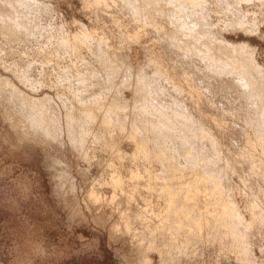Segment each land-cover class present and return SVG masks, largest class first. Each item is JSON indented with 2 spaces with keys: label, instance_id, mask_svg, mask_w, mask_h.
Listing matches in <instances>:
<instances>
[{
  "label": "rangeland",
  "instance_id": "obj_1",
  "mask_svg": "<svg viewBox=\"0 0 264 264\" xmlns=\"http://www.w3.org/2000/svg\"><path fill=\"white\" fill-rule=\"evenodd\" d=\"M32 1H34L33 5L36 3L35 5L37 7H35V9L33 8V13L30 12L31 10L29 9L30 11H27L25 14L26 16H24V20L27 22L29 19L28 21L30 23L29 28L27 27L26 29V26L24 28L31 33L29 37L22 35L21 32L23 29L18 32L19 37L17 33H15V36H9V33L6 34L5 30L0 29V55L2 56H0V63L2 62L0 64V264H238L240 261L241 262L239 264H264V159H260L259 157L250 169L249 161H240L236 159L238 156L240 157L238 154H243L244 151L250 148V145L246 144V140H244L246 135H238L239 133L242 134L240 128L243 127L244 130L247 131L246 134H248V132L251 133L249 130L245 129L246 127L242 122V116L240 117V113L241 111L243 112V110L239 109L238 111L237 107V110H235V104L233 103L234 105L232 106V104H230L232 102L228 103V95L226 96V101H224L225 97H223L222 102L224 105L222 107H224L227 103L228 105H231H229V108L228 105H226L225 109L226 107L228 108L226 110H228L227 112L233 115L232 118V116H230L231 114H228L224 108H221L220 105L223 103L221 102L222 104H220V102H218L220 101V99L218 100V96H220V94L214 97V95L217 93L211 92L210 95H208V98H206V90L204 89L205 91H202L204 87H198L201 88V91L196 89L197 87H193V78L189 79L187 74L184 73L187 72L189 75H191L190 72H195L193 69L191 71L189 68L186 70L187 67L185 65L183 66L186 68L182 66V63L184 62L181 60V53L178 54V51H176L175 48L171 47L168 42L164 40L166 38H162L161 32L158 34L164 26L165 27L162 29L163 31L165 28V31L167 32L173 31L175 29L174 24L171 23L172 17L170 16V13L172 11L170 10V3H168L166 0H164V3L162 0H159L163 4L159 2L158 5V0H150V4L155 2L157 4H153L154 7L151 5V8L148 9L147 6L149 5H146V3L149 4L148 0H144L146 2L145 5L143 4L144 2L142 3L143 0L140 2L142 4V11L148 9L149 11L147 10L145 12H148L149 14H145L152 15V17L150 16L152 18L151 20L155 21L157 25H160L158 26V31L156 32L155 29L157 26L150 27L149 25H144L141 18V23L139 25V17L137 18L135 16L136 20L134 17L132 18V15L134 14H132V11H129V7L126 6L128 4H125V0H96V2H93V0ZM32 1L30 3H32ZM191 1L193 2L194 0ZM217 1L220 6L218 3H215ZM23 2H25V5L29 4V6H32V4L26 3V0ZM119 2L123 3V5H121ZM192 2L188 3V5L190 4L189 6L187 5L188 9L191 8L190 6H193L194 2ZM197 2L199 3V5L197 4L199 7L195 5ZM202 2H206L207 4ZM95 4H97V6ZM160 4L162 6H160ZM195 4L192 9H194L196 12L191 9V11L185 12L187 17L185 16L184 20L191 21V18H193L192 15L195 16L196 19V14H200L197 12L203 13L204 16L207 14L206 17H208L206 20L208 23H210V25L213 26L212 30L215 31L214 33L217 35V37L222 42L226 41L232 45H239V47L242 49L246 48L245 46L250 48L247 49V51L251 53L254 62L259 66L258 69L264 73V0H197ZM155 5H158L159 8ZM118 6L121 8L119 9ZM165 6H167V8ZM100 8H102V10ZM143 8L147 9L143 10ZM161 8H163V10ZM167 10L170 11L168 12ZM152 11L154 14H152ZM127 12L131 16H129ZM190 12L191 14L189 15ZM161 16L165 17L161 18ZM166 17L170 20L164 19ZM164 23L165 25L163 26L162 24ZM166 25L171 26V29ZM20 33L22 36H20ZM84 33L87 36H85ZM73 36L75 37L73 38ZM82 36L85 39H82ZM70 37H72L74 41L70 40V44L68 43L69 48L68 46H64V44L67 45V43H63V45L60 43V41L63 42V39L69 40ZM95 37L96 39L92 40ZM129 39L131 45L129 43ZM132 39H134L135 42L133 40L132 43ZM71 43H74L78 48L76 46L74 47L75 49L72 48L71 46H74V44L72 45ZM86 45H91V47L94 46V49L92 48L93 51L88 50L91 48L90 46L88 47ZM63 46L67 47L69 50L72 48L73 51L67 50L66 53L63 50ZM58 47H62L63 51H61L63 53H61L60 48ZM95 47H97V49L100 48L102 51L104 49V51H107L106 49H108L109 51H107V56L109 54L110 58H117L120 60V62L122 61V63L126 62L124 65H129V68H132L130 70L127 66L126 68L129 70L124 68V71L123 69L125 72L124 78H129L123 79V81H131L136 86L138 84V76H148L149 80H153V82L156 83L158 81L156 79L157 76L163 75L165 78L170 80L175 89L180 90V94H184L187 98L190 97V107L194 112L196 111L195 115L198 113L197 120L198 122L202 123V127H198L202 129L203 136L206 134L204 140L206 142H210L211 144L218 142L217 147L222 149L221 153H223L222 156H224L223 161L225 164L228 162L226 165L228 171L226 168L224 169L226 178L223 182H226L229 186H227L226 183L224 186L221 181L220 182L222 183V186H220L219 182H213V179L210 175L203 173L200 169L197 170L195 168L189 167L185 158L186 155H182L180 152H178L180 148L178 143L175 141L173 142L174 139L166 138L167 134L162 132V130V134L160 133L161 136L159 133L155 134V132H153V130L150 128L147 129L148 132L146 131V133H148L147 137L146 134H143V136L142 134L131 136V138H134V136L136 138L137 136L138 141L133 138L131 140L138 142L137 144L139 146L143 144L142 141H139V139L141 140L142 137L145 147L147 144L149 147L146 148V153H150L152 156L150 154L145 155L143 152L145 149L141 148V145L140 148H138L139 150H137V157L135 155L137 152L136 150L133 148L128 149L129 146L127 147L125 144L122 146V143H125V140L122 139L124 137L121 135L120 136L122 138H118V144L119 141L121 142V140L122 143H120L121 145L119 144L118 146L117 135L119 134L115 136L114 132L116 131L112 126H109V129L107 130V125H105V122L103 123V121L98 118L100 112H102L103 109H99V106L95 108L97 103L101 105V107H104L103 105L108 107L111 103L113 104V102H115L114 96H111L110 98V93L112 92L109 90L110 88H108V85H106V72H102V69L100 68V62H97L99 60L95 56L94 57L96 59L93 58V55L90 54L94 52ZM78 49L79 53L77 52ZM97 49L96 51L98 52L99 50ZM55 50L59 51L57 52ZM189 51H192V53ZM189 51L188 52L191 57H195L196 54L197 56H200V53L198 54L197 51ZM77 54H80V56H77ZM127 57H129V59H127ZM136 60L141 61L139 62ZM73 62L76 63L72 65ZM86 64H89L90 66L86 67ZM147 65L151 66L150 69ZM15 66H18L19 68H16ZM145 66L147 67V70L144 69ZM183 68L185 69L183 70ZM86 69H91L93 71L95 70L94 73L96 77L99 75L98 77L100 80L98 78L95 79L94 77V84V81L92 80V77L95 76L93 71L88 70L89 73H87L88 71ZM152 69H154L155 72H153ZM74 70H76V72ZM149 70L152 71L149 72ZM96 71H99L98 73L101 74H98ZM85 72L86 75L88 74V76L93 73L92 76L90 75L92 82H90V80L88 81L90 83H88L85 80V84L83 79L85 75L81 77L83 81L81 79H77L80 78V74L83 75ZM131 72H133V74L136 76L131 74L132 77H129ZM149 73H152V75H149ZM194 75L195 74H193V76ZM150 76L151 78H149ZM25 77L27 78L25 79ZM30 77H32V79H30ZM135 77H137V84L135 83ZM132 78L134 79L132 80ZM86 79L89 78L86 77ZM75 81L76 83H74ZM79 81H82L83 85L88 84L90 86L92 84V87L90 86L92 90L95 88L93 85H96L97 82H99L98 84L103 83L102 85L104 87L102 86L103 88H101L103 89L104 93L101 90V95L99 97H95L96 100H93L89 98V94L83 92L85 94L84 95L82 93V90L84 91L85 87L82 88V84H80L81 82ZM70 83H72V85H70ZM88 85L86 87H88ZM67 86L70 87L67 88ZM80 88L82 90H80ZM106 90H109V95L107 94ZM199 92L204 93L205 96L201 95ZM81 93L83 94V97ZM149 93L152 94L153 92ZM149 93L147 92L146 94V92H144L142 94L149 96ZM107 95L108 97H106ZM193 95L194 99L192 97ZM23 96L24 99L22 98ZM85 96H87V98ZM82 98L83 100L80 101L79 99ZM220 98L222 100L221 96ZM92 100L95 102V105L90 107V105L94 104ZM208 101H210V103ZM62 102L67 104L64 103L63 105ZM101 102L105 103L102 104ZM213 102L218 104H213ZM112 104L111 106H114V104ZM85 106L86 108H91L93 113L90 112L89 108L87 111ZM178 106L176 107L178 116L180 115V118H187L185 117L188 113L187 108L185 109L183 107L184 105ZM186 106L188 107L189 105L187 104ZM190 107H188V110ZM24 108L26 109V112ZM76 108L78 110H76ZM179 108L181 109L182 113H180ZM183 108L184 110H182ZM80 109H82L84 113H82ZM223 109L225 112L222 111ZM32 110L36 114L37 119L35 118V120L38 123L34 121V125L36 126H32L31 124V127L28 117L30 114H34ZM48 111L52 113H49ZM183 111H186L185 115ZM65 112H67L66 115ZM88 112L90 113L88 114ZM97 112L99 114H97ZM103 112H105V110ZM127 112H125L126 117L129 116ZM232 112H235V114ZM85 114L89 118V122H91L90 124L88 123L89 126L87 125L88 130H85L86 133L84 132V134L82 132V135L78 136L79 138L72 137V135L67 132L68 129L66 120H69L67 115H69L70 120H72V117H75L73 119L76 121V119L81 120L82 118L86 117ZM181 114L184 116H181ZM80 115L82 116L81 118ZM237 116L240 119H237ZM65 117L67 118L65 119ZM94 117L98 118L99 122L102 124H100ZM91 118H93L95 121L93 122V119ZM221 118L224 120L226 119L225 121L228 122L229 125H227L228 123L225 125V122L222 121ZM40 120H42V123H40ZM45 120L46 122H44ZM220 120L226 127L222 124H219ZM212 121H217L216 123L219 124L220 127L216 123H213L215 126L217 125L220 128L219 131L221 132V136L223 135L221 138L219 135H210L209 122L212 123ZM78 122L80 123V121ZM117 129L118 128L116 127V130ZM234 131H236V135ZM153 133L155 134L154 136ZM252 135L253 133L248 134L247 138L250 137L251 139ZM144 136L146 137V140ZM149 136L154 138L156 136L157 137L156 139H153ZM106 137L112 140L116 137V140L114 139L115 142L113 143V141L110 142V140H108ZM253 138L254 136L251 140H253ZM74 139H78V141L76 140L77 143L82 141V144L79 142L81 147H78L79 145L77 146V144L73 142L75 141ZM125 139L129 140L130 138L125 137ZM154 143H156V145ZM238 144L240 145L239 148L235 147ZM121 146L124 148L121 149ZM111 148L113 151H111ZM225 148H227L228 153H225ZM116 149H119V151L116 152ZM140 149L143 153L141 155H145L144 157L146 158L148 156L147 160L151 161L148 162L146 158L143 159V157L139 155V152H141ZM147 149L150 152H148ZM132 150L135 153L132 152ZM117 154L120 156L118 157ZM130 156H132V158L135 157L137 161L135 162V159H133V161ZM149 157L151 159H149ZM230 165L234 169H231ZM144 170L146 171L145 173ZM229 170L234 172L237 171L236 173L238 174L239 178L236 173L234 174L231 171L229 173ZM114 172L116 173L115 175L118 174L120 178L122 177L121 179L124 183L126 182V185L123 187V190L125 189L124 191L126 194L124 193L125 195H122L120 193L121 191L119 190L118 192L116 191V193L117 195L119 194V196L122 195L123 198L128 194L132 197V202L131 205L129 204V208L124 205L125 202L123 198L121 199V197L120 199L117 198L118 200L113 203V205L108 201V198H110L114 193L112 185L114 183L110 181L112 180V175H114ZM131 172H137L139 175L132 174V177ZM173 172H177L178 174L182 173L181 176L183 178L186 177V181L192 186L190 189L193 192L198 191L200 193H204L202 195L198 194V200L196 201L197 206H195L193 204L194 202H192L186 203V206L184 207V204H182V197H178L176 201L170 205V207H167V210V192L161 193L162 191L160 192L159 188L164 184L163 182L161 183L164 178L173 177ZM149 173L150 177H148ZM137 175L139 179L142 178V180H138V177H135ZM189 175L190 177H188ZM151 177H156L158 179L157 182L153 183L154 185L151 183L154 187L149 184L152 186V188H154L152 189L150 187V189L153 191H149V185L148 188L146 186L147 181V184L152 181ZM146 178H148V180ZM104 182L105 184H103ZM129 183L133 185L132 187H135L137 184V190L135 191L133 188H129L131 186ZM216 183L219 185L218 187ZM225 187H227V189L229 187V191H227V189L225 191ZM91 188H93L95 192L98 193L97 195H99L98 197L100 198L97 200L94 198V201L88 198L87 193L91 190ZM131 189L135 192H133ZM130 191L132 193H130ZM261 194L263 196H261ZM214 195H221L223 198L229 197L228 203H234L233 205L236 206L238 211L237 215L239 218L241 216V220L244 223L243 225L246 223L247 225L249 224L247 227L249 229L245 228L248 233L247 231H243L245 230L243 229L241 231V233H243H239L238 235L241 239L238 237L234 238L235 240L239 239L237 242H241V240H243L242 245L240 243H237L236 245L231 243L229 232L224 230L222 227L221 230L216 229V219L220 217V215L222 216V210H218V207H220L219 202L217 205L218 207H215V204H212L214 203ZM102 198H106V200H103ZM229 204L228 206H230ZM194 206L198 207V209H196ZM204 206L205 208L207 207L208 211V213H204V215H208L207 217L204 216L207 221L203 218V215L201 216L198 214L199 208H203ZM212 206L215 207H213L214 210H212ZM245 206L247 207L245 208ZM183 207L185 210H182ZM125 209L130 211L131 214L129 217L130 219H128L131 220V218H133L135 221L134 222L133 219L131 220L133 221L131 223L133 229L129 231L131 234L129 232H125L124 229L121 228V232L117 233L119 236L116 235V233L111 236L108 232L110 230L109 227L113 225V222L115 223L117 221L120 212H126ZM150 209L152 210L151 212ZM145 210L146 214L144 213ZM156 211L159 215H155L156 217H153V213H156ZM162 211L166 212V214L164 213V218L165 220L167 218V220H164V223L163 220H161L163 217L160 218V216H162L161 214L163 213ZM180 211H182V215ZM136 212H143L145 214L144 217L149 216L145 219L147 222L143 221L140 223L139 220L137 221L133 214H136ZM176 212H179L177 215L178 217H173V215L175 216ZM211 212H213L212 216L210 215ZM217 213H220V215ZM184 215L187 217L186 219H184ZM158 216L159 218L157 219ZM181 217L182 220H180V222L183 223V229L178 227L177 224ZM214 217L217 218L214 219ZM202 218L204 220H202ZM221 218L222 217H220V219ZM194 221H196L198 224H195L196 222ZM205 222L208 223L206 224ZM187 228L191 230L189 231ZM244 232L246 234H244ZM155 240H158V242ZM162 240L163 245L166 246L164 247L162 245L161 249H163V253L161 252V255H159L158 251L153 250V248H150L149 245L153 242L157 245L159 242L162 243ZM239 245L240 247H238ZM244 248L246 249V252L244 251L243 253Z\"/></svg>",
  "mask_w": 264,
  "mask_h": 264
},
{
  "label": "bare ground",
  "instance_id": "obj_2",
  "mask_svg": "<svg viewBox=\"0 0 264 264\" xmlns=\"http://www.w3.org/2000/svg\"><path fill=\"white\" fill-rule=\"evenodd\" d=\"M24 1V0H23ZM22 0H0V29H3V30H5L6 31V34L7 33H9V36H15L16 34L15 33H17V35H18V37H19V34H18V32H20L22 29V35L23 36H25V37H29L30 35H31V33L28 31V30H26L27 29V27L29 28V19L27 20V22H26V20H24V16H26L25 14L27 13V11L29 12L30 10V12H32V10H33V8L35 9V7H37L35 4L36 3H34V5H33V2L34 1H32V3H30L28 0H26V3H30V4H32V6H29V4H27V5H25L24 3L25 2H23ZM118 1V0H117ZM116 1V2H117ZM142 0H125V4H128V5H126V6H128L129 7V11L131 12L132 11V14H134V15H132V18L134 17V19L136 20V17L138 18L139 17V25H140V18H141V20H142V22L144 23V25L146 24L147 26L149 25L150 27H156V29H155V31L157 32L158 30H157V28H158V26H160V25H157L156 23H155V21H153V20H151L152 18V15H148L149 13L148 12H145V11H147L148 9H150L151 7V5H152V7H154V5L153 4H155V3H153V4H150V0H148V3L149 4H147L144 0L142 1V3L145 5V3H146V5H149V6H147L148 7V9L147 8H145V9H147V10H145L144 8H143V10H145V11H142V4L140 3ZM154 1H156V0H154ZM163 1V3H164V0H162ZM166 1H168V3H170V10L172 11L171 13H170V16L172 17V22L171 23H173L174 24V27H175V29H174V27H173V31H165L166 30V28L164 29V31L162 30L165 26V23L164 24H162L164 27H162V29L161 28H159V29H161L160 31H159V33L158 34H160V32H161V34H162V38L164 39V38H166V39H164V40H166L167 42H168V44L171 46V47H173V48H175L176 49V51H178V54L179 53H181L180 55H181V60L184 62V63H182V61H181V63H182V66L183 65H185V66H183V67H185L186 68V70L189 68V69H191V71H192V69H193V71L195 72V73H191L190 72V74L191 75H189L187 72L186 73H184V74H187V76H188V78L189 79H191V78H193L192 79V86L194 87H197L196 89H201L202 87H204L203 88V92L206 90V98H208V95H210V93L212 92H216L217 94H215L214 95V97L216 96V95H219L220 94V96L222 97V100H221V98H220V96H218V100L220 99V101H218V102H220V104H222L223 102V97H225V100L224 101H226V96H227V100H228V103H230V102H232V103H230V104H232V106L235 104V110H237L236 109V107L238 108V111H239V109H242L243 110V112L241 111V113L240 112H237V113H240L241 115H240V117L242 118V122L244 123V125H245V129H247V130H249L251 133H253V135H252V137L254 136V138H253V140H251L252 139V137H251V139H250V137L249 138H247V135L248 134H251V133H249L248 132V134H246L247 133V131L246 130H244V127L243 128H240V130H241V133L242 134H238V135H242V136H245L246 135V138L244 139V140H246V144H248V145H250V148L248 149V150H246L245 148V150L246 151H242L243 152V154L241 155V154H238V155H240V157L238 156V158H236L237 160H247V161H249V164H250V167H249V169L252 167V165L253 164H255V162H256V160L260 157V159H264V73L263 72H261L258 68H259V66L254 62V59L252 58V56H251V53L249 52V51H247V49H250V48H248L247 46H245L246 48H241V47H239V45L237 46V45H232V44H230V43H228V42H226V41H221L218 37H217V35L214 33L215 31H213L212 30V25H210V23H208L207 22V20H206V18L208 17H206V15L204 16V14L203 13H201V12H197V13H200V14H196V19H195V16H193L192 15V17L193 18H191L192 20L190 21V20H188V21H186V20H184V18H185V16H186V13L185 12H188V11H191V10H194V9H192L193 8V6H195V5H199V3L197 2L196 4H195V2L197 1H191V0H166ZM165 1V2H166ZM193 3V6H190L191 8V10L190 9H188V7H187V5H188V3H191V2ZM200 1H202V0H200ZM93 2H96V0L94 1L93 0ZM121 2V1H120ZM119 2V3H120ZM124 2V1H123ZM159 0H158V5H159ZM112 3V2H111ZM156 3V4H157ZM160 3H162V2H160ZM162 3V4H163ZM202 3H206V2H202ZM215 3H218V1L217 2H215ZM225 3V2H224ZM121 5H123V3H120ZM195 4V5H194ZM207 4V3H206ZM235 4V3H234ZM96 6H97V4H95ZM94 5V6H95ZM113 5V4H112ZM158 5H155V6H157L158 8H159V6ZM190 5V4H189ZM188 5V6H189ZM192 5V4H191ZM197 5V7H199ZM203 5V4H202ZM205 5V4H204ZM217 5V4H216ZM218 5H219V3H218ZM226 5V4H225ZM160 6H162L161 4H160ZM168 6V5H167ZM167 6H165L166 8H167ZM220 6V5H219ZM124 7V6H123ZM122 7V8H123ZM144 7V6H143ZM146 7V6H145ZM157 7H156V10H157ZM164 7V6H163ZM200 7H201V5H200ZM217 7V6H216ZM118 8H119V6H118ZM121 8V7H120ZM119 8V9H120ZM165 8V9H166ZM226 8V7H225ZM233 8V7H232ZM30 9V10H29ZM101 10H102V8H100ZM124 9V8H123ZM125 9H126V7H125ZM155 9V8H154ZM162 10H163V8H161ZM160 9V10H161ZM168 9H169V7H168ZM205 9V8H204ZM219 9H220V7H219ZM153 10V9H152ZM169 10V11H170ZM42 11H44V10H42ZM125 11V10H124ZM149 11V10H148ZM165 11V10H164ZM168 11V10H167ZM168 11V12H169ZM195 11V10H194ZM105 12V11H104ZM196 12V11H195ZM194 12V13H195ZM205 12V11H204ZM234 12V11H233ZM239 12V11H238ZM33 13V12H32ZM145 13H148V14H145ZM151 13V12H150ZM193 13V12H192ZM226 13V12H225ZM231 13V12H230ZM127 14H128V12H127ZM152 14H154L153 13V11H152ZM157 14V13H156ZM191 14V12L189 13V15ZM31 15V14H30ZM129 15V14H128ZM163 15V14H162ZM167 15V14H166ZM188 15V16H189ZM238 15V14H237ZM236 15V16H237ZM129 16H131V15H129ZM136 16V17H135ZM151 16V17H150ZM158 16H160V15H158ZM219 16V15H218ZM156 17H157V15H156ZM163 17H165V16H163ZM162 16H161V18H163ZM168 17H169V15H168ZM187 17V16H186ZM234 17V16H233ZM241 17V16H240ZM130 18V17H129ZM154 18V17H153ZM154 19H156V18H154ZM164 19H169V18H164ZM190 19V18H189ZM234 19V18H233ZM138 20V19H137ZM170 20V19H169ZM168 20V21H169ZM236 20V19H235ZM132 21V20H131ZM160 21V20H159ZM167 21V22H168ZM233 21V20H232ZM164 22H165V20H164ZM136 23V22H135ZM162 23V22H161ZM160 23V24H161ZM38 24V23H37ZM117 24V23H116ZM166 24H169V23H166ZM233 24V23H232ZM28 25V26H27ZM81 25V24H80ZM142 25V24H141ZM143 25V26H144ZM172 25V24H171ZM25 26H26V29H24L25 28ZM36 26V25H35ZM116 26V25H115ZM118 26V25H117ZM146 26V27H147ZM167 27H171V26H169V25H166ZM31 27H32V24H31ZM120 27V26H119ZM223 28V27H222ZM37 29V28H36ZM80 29V28H79ZM171 29V28H170ZM118 30V29H117ZM154 30V29H153ZM1 31V30H0ZM5 31H2V32H5ZM84 31V30H83ZM36 32V31H35ZM85 32V31H84ZM21 33H20V36H22L21 35ZM34 33V32H33ZM79 33V32H78ZM83 33V32H82ZM5 34V35H6ZM13 34V35H12ZM35 34V33H34ZM33 34V35H34ZM68 34V33H67ZM87 34V33H86ZM69 35V34H68ZM77 35V34H76ZM80 35V34H79ZM84 35H85V33H84ZM156 35H157V33H156ZM56 36H57V34H56ZM61 36V35H60ZM78 36V35H77ZM85 36H87V35H85ZM132 36V35H131ZM1 37H3V36H1ZM6 37V36H5ZM52 37H53V35H52ZM68 37V36H67ZM75 36H73V38H74ZM89 37H90V35H89ZM88 37V38H89ZM124 37V36H123ZM125 37H126V35H125ZM159 37V36H158ZM7 38V37H6ZM13 38V37H12ZM16 38H17V36H16ZM41 38V37H40ZM61 38H63V37H61ZM71 38V39H70ZM69 38V40H62L63 42H61L60 41V43H62V45H63V43H67V45H65L64 44V46H68V48H69V42H71L70 40H73L74 41V39H72V37H70ZM82 39H85V38H83V36L81 37ZM23 39V38H22ZM25 39V38H24ZM28 39V38H27ZM94 39H96V37L95 38H93L92 40H94ZM135 39V38H134ZM134 39H132V43H133V40ZM16 40H18V39H16ZM35 40V39H34ZM53 40V39H52ZM57 40V39H56ZM75 40H76V38H75ZM79 40V39H78ZM77 40V41H78ZM88 40V39H87ZM86 40V41H87ZM125 40V39H124ZM11 41H12V39H11ZM24 41V40H23ZM65 41V42H64ZM72 41V42H73ZM82 41V40H81ZM137 41V40H136ZM165 41V42H166ZM14 42V41H13ZM30 42V41H29ZM50 42V41H49ZM102 42V41H101ZM134 42H135V40H134ZM69 43V44H68ZM75 43V42H74ZM73 43V44H74ZM85 43V42H84ZM129 43H130V45H131V42H130V39H129ZM24 44V43H23ZM51 44V43H50ZM54 44V43H53ZM72 44V43H71ZM72 44V45H73ZM77 44H78V42H77ZM81 44V43H80ZM85 44H87V43H85ZM167 44V45H168ZM34 45V44H33ZM49 45V44H48ZM56 45V44H55ZM57 45H58V43H57ZM56 45V46H57ZM60 46H62L61 44H59ZM79 45V44H78ZM133 45V44H132ZM26 46V45H25ZM29 46H31V45H29ZM63 46V50H64V52H66L67 50L68 51H70V50H72V48H74L76 45L74 44V46H71L72 48H70V50L67 48V47H64ZM82 46V45H81ZM86 46H88V45H86ZM90 46V48L91 49H88V50H92L93 51V47H91V45H89ZM88 46V47H89ZM97 46V45H96ZM169 46V47H170ZM51 47V46H50ZM77 47V46H76ZM88 47H86V48H88ZM56 48V47H55ZM58 48H60V51L62 50V47H58ZM67 48V49H66ZM78 48V47H77ZM76 48V49H77ZM84 48H85V46H84ZM93 48V49H92ZM239 48H241V49H239ZM25 49V48H24ZM30 49V48H29ZM39 49V48H38ZM75 49V48H74ZM79 49H80V47H79ZM79 49H78V53H79ZM96 49H97V47H95V50H94V52H92V53H90V54H92L93 55V58H97L99 61H97L98 63L100 62V65H101V69H102V72L103 73H105L106 72V76H107V84L106 85H108V88H110L109 90L112 92V93H110L111 95H110V98H111V96L113 97L114 96V101L115 102H113V101H111V102H113V104H114V106H111V104L107 107V106H105V105H103L104 107H101V105H99L98 103L96 104V107L95 108H97L98 106V108L99 109H103V111L105 110V112H100V114L97 112V114H99V117L98 118H100V120L101 121H103V123L105 122V125H107V130L109 129L108 127L110 126H112V127H114L115 129V131L116 132H114L115 133V136L117 135V134H119V135H117V144H118V138L120 139V137L122 136V137H124V138H122V139H124L125 140V143H122V140H121V142L119 141V144L120 143H122V146H123V144H125V145H127V147H128V149L129 148H133L134 150H139L138 148H140V146H141V148H143V149H145V150H143V152L145 153V155L146 154H150V153H146V148H149L148 147V144L146 145V147H145V144H144V142H143V139H142V137H141V140L139 139V141H142V143L143 144H141L140 146L137 144L138 142H136V141H138L137 140V136H136V138H135V136H134V138L133 139H136V141H132L131 139V136L132 135H136V134H138V135H140V134H142V136H143V134H146V137L148 136V133H146V131H147V129H152L153 130V132H155V134L156 133H159V135L161 136V134H162V132H164L165 134H167L166 135V138H168V139H174L173 140V142L175 141L176 143H178V145L180 146V148H179V150H178V152H180L182 155L184 154V155H186L185 156V158H186V161H187V164H188V166L189 167H191V168H195V169H200L203 173H205V174H207V175H210L211 177H212V179H213V182H219L220 184V186H222L221 184L223 183V185L225 186V183L226 182H223L224 180H225V178H226V174L224 173V169L226 168V165L228 164V162H227V164H225V162L223 161L224 160V156H222V154L223 153H221V150L222 149H219V147H217V144H218V142H216V143H210V142H206L205 140H204V137H205V135L206 134H204V136L202 135V133H203V131H202V129H200L201 127H202V123L201 122H198V120H197V114L195 115V113H196V111L194 112L193 111V109H191V107H190V97H185V95L184 94H180V90H177V89H175V87H173V84L170 82V80H168L167 78H165L163 75H158V74H160V73H158L157 75V82L155 83V82H153V80L151 81V80H149L148 79V76H145V77H142V76H138V84L136 83V78L137 77H135V83L137 84L136 86L134 85V83L133 82H131V81H129L128 82V80H127V82H126V80H124L123 81V79H127V78H124V71H125V69L124 68H126L127 66H128V68H129V65H124V63H126V62H124V63H122V61L120 62V60L119 59H117V58H115V59H117V60H115V59H113V57L112 58H110L109 57V54H108V56H107V51H109L108 49H106L107 51H102L100 48H98L97 50H99L98 52L96 51ZM126 49V48H125ZM174 49V50H175ZM32 50V49H31ZM43 50V49H42ZM62 50V51H63ZM87 50V49H86ZM87 50V51H88ZM101 50V51H100ZM120 50V49H119ZM129 50V49H128ZM189 50H193L194 52L195 51H197L198 52V54L200 53V56H197V54H196V56L195 57H191L190 56V54H189V52L190 53H192V51H189ZM4 51V50H3ZM55 51H57V50H55ZM59 51V50H58ZM57 51V52H58ZM61 51V53H63ZM73 51V50H72ZM71 51V52H72ZM82 51V50H81ZM189 51V52H188ZM11 52V51H10ZM12 52H13V50H12ZM56 52V53H57ZM106 52V53H105ZM113 52V51H112ZM129 52H131V51H129ZM194 52H193V54H194ZM249 52V53H248ZM4 53V52H3ZM55 53V54H56ZM67 53V52H66ZM69 53V52H68ZM73 53H75V52H73ZM138 53V52H137ZM175 53H177V52H175ZM6 54V53H5ZM11 54V53H10ZM14 54V53H13ZM48 54V53H47ZM58 54V53H57ZM90 54H89V56H90ZM113 54V53H112ZM115 54V53H114ZM128 54V53H127ZM71 55H72V53H71ZM74 55H76V54H74ZM80 56V54H77V56ZM195 55V54H194ZM1 56V55H0ZM70 56V55H69ZM95 56V57H94ZM113 56V55H112ZM115 56V55H114ZM141 56V55H140ZM139 56V57H140ZM147 56V55H146ZM152 56H153V54H152ZM179 56V55H178ZM2 57V56H1ZM9 57V56H8ZM20 57V56H19ZM74 57V56H73ZM76 57V56H75ZM92 57V56H91ZM137 57V56H136ZM3 58H4V56H3ZM25 58V57H24ZM72 58V57H71ZM95 58V59H96ZM6 59V58H5ZM81 59V58H80ZM127 59H129V57H127ZM145 59V58H144ZM20 60V59H19ZM22 60V59H21ZM59 60V59H58ZM77 60V59H76ZM76 60H74V61H76ZM142 60H143V58H142ZM150 60V59H149ZM2 61V60H1ZM5 61V60H4ZM26 61V60H25ZM70 61V60H69ZM94 61V60H93ZM124 61V60H123ZM128 61V60H127ZM136 61H141V60H136ZM16 62V61H15ZM85 62V61H84ZM131 62V61H130ZM150 62H151V60H150ZM2 63V62H1ZM0 63V64H1ZM21 63V62H20ZM23 63V62H22ZM25 63V62H24ZM74 63H76V62H73V64L72 65H74ZM80 63V62H79ZM87 63V62H86ZM128 63V62H127ZM149 63V62H148ZM156 63V62H155ZM143 64H144V62H143ZM151 64V63H150ZM149 64V65H150ZM4 65V64H3ZM80 65V64H79ZM146 65V64H145ZM149 65H147L148 66V68L150 69V67L151 66H149ZM152 65V64H151ZM157 65V64H156ZM20 66V65H19ZM76 66H78V65H76ZM85 66V65H84ZM87 66H90L89 64L87 65L86 64V67ZM139 66V65H138ZM181 66V67H182ZM16 67V66H15ZM23 67H24V64H23ZM83 67V66H82ZM141 67V66H140ZM162 67V66H161ZM160 67V68H161ZM8 68H9V66H8ZM16 68H19L18 66L16 67ZM21 68V67H20ZM69 68H70V66H69ZM80 68V67H79ZM88 68H90V67H88ZM99 68V67H98ZM128 68H126V69H128ZM142 68H143V66H142ZM147 67L145 66V70H147L146 69ZM185 68H183V70L185 69ZM83 69H85V68H83ZM123 69H124V71H123ZM130 69V68H129ZM128 69V70H129ZM132 69V68H131ZM130 69V70H131ZM154 69H155V67H154ZM154 69H152L153 70V72H155L154 71ZM67 70V69H66ZM87 71L88 70H91V69H86ZM85 70V71H86ZM151 70V71H152ZM160 70V69H159ZM75 72H76V70H74ZM91 71H93V70H91ZM90 71V72H91ZM95 71V70H94ZM94 71H93V73H94ZM140 71H141V69H140ZM150 70H149V72H151ZM12 72V71H11ZM79 72H80V70H79ZM97 73L99 72V71H96ZM160 72V71H159ZM182 72V71H181ZM185 72V71H184ZM13 73V72H12ZM69 73V72H68ZM87 73H89V71L87 72ZM93 73L92 74H90L91 76L93 75ZM126 73H127V71H126ZM145 73H147V72H145ZM77 74V73H76ZM98 74H101V73H98ZM131 74H133V72H131L129 75V77H132V75ZM136 74V73H135ZM141 74H144V73H141ZM152 75V73H149V75ZM154 74V73H153ZM193 74H195L194 76H193ZM81 75V74H80ZM79 75V77L80 78H77V77H75V78H77V79H81V77L82 76H84V83L86 84V82H85V80L88 82V81H90L91 79H90V75L88 76V74L86 75V72H85V74H83V75H81L80 76ZM94 75H95V73H94ZM127 75V74H126ZM147 75V74H146ZM154 75H156V74H154ZM182 75V74H181ZM73 76V75H72ZM99 75H97V77H96V75L95 76H93L92 77V80L94 81L96 78H98L99 79V77H98ZM106 76H105V78H106ZM133 76H136V75H134L133 74ZM186 76V75H185ZM74 77V76H73ZM86 77H88L89 79H86ZM95 77V79H93ZM153 77V76H152ZM156 77V76H155ZM18 78V77H17ZM27 77H25V79H26ZM70 78V77H69ZM72 78V77H71ZM104 78V79H105ZM149 78H151V76L149 77ZM182 78V77H181ZM183 78H184V76H183ZM30 79H32V77H30ZM76 79V80H77ZM83 79H81L82 81H83ZM129 79V78H128ZM134 78H132V80H133ZM148 79V80H147ZM155 79V78H154ZM37 80V79H36ZM92 80L90 81V82H92ZM100 80V79H99ZM25 81V80H24ZM72 81V80H71ZM82 81H79V82H81L80 84H82ZM19 82V81H18ZM65 82V81H64ZM68 82H70V81H68ZM90 82H88V83H90ZM102 82H103V80H102ZM131 82V83H130ZM59 83V82H58ZM74 83H76V81L74 82ZM99 82H97L96 83V85H93V87H95L94 88V90H92V84L89 86L88 84V87L89 88H91V89H89L88 87H86L87 85H83L82 84V88H84L85 87V89L87 88L88 90H91V91H88L87 89L85 90L84 89V91L80 88V90H82V93L84 92V93H87V94H89V98H91V99H93V100H96L95 99V97H99L100 95H101V93H102V91H103V83L102 84H98ZM101 83V82H100ZM133 83V84H132ZM94 84H95V81H94ZM68 85V84H67ZM70 85H72V83H70ZM78 85V84H77ZM41 86V85H40ZM80 86V85H79ZM103 86V87H102ZM68 87H70V86H67V88ZM74 87V86H73ZM76 87V86H75ZM102 87V88H101ZM198 87H201V88H198ZM206 87V88H205ZM1 88V87H0ZM3 88V87H2ZM71 89H72V86H71ZM76 89V88H75ZM107 89V88H106ZM205 89V90H204ZM68 90H70V89H68ZM102 90V91H101ZM105 90V89H104ZM109 90H106L107 91V94H108V92H109ZM17 91V90H16ZM37 91V90H36ZM71 91V90H70ZM72 91H74V90H72ZM76 91V90H75ZM79 91V90H78ZM106 91H105V93H106ZM139 91V92H138ZM198 91V90H197ZM201 91V90H200ZM138 92V93H137ZM144 92H146V94H147V92L149 93V92H153L152 94H148L149 96H146V94H142V93H144ZM19 93V92H18ZM70 93V92H69ZM76 93V92H75ZM81 93V95H82V97H83V94ZM103 93H104V91H103ZM195 93V92H194ZM200 93V92H199ZM20 94V93H19ZM198 94V93H197ZM201 95H204V93H200ZM199 94V95H200ZM17 95V94H16ZM71 95V94H70ZM79 95V94H78ZM80 95V96H81ZM85 95V94H84ZM109 95V94H108ZM108 95L106 96V97H108ZM72 96H73V94H72ZM88 96V95H87ZM87 96H85L86 98H87ZM103 96V95H102ZM196 96V95H195ZM205 96V95H204ZM79 97V96H78ZM193 97V99H194V95L192 96ZM203 97V96H202ZM23 99H24V96L22 97ZM81 98V97H80ZM85 98V99H86ZM101 98V97H100ZM99 98V99H100ZM22 99V100H23ZM192 99V98H191ZM198 99V98H197ZM196 99V100H197ZM212 99H213V97H212ZM217 99V98H216ZM5 100V99H4ZM19 100H20V97H19ZM70 100H71V98H70ZM80 101L81 100H83V98L82 99H79ZM92 100V102H94ZM107 100V99H106ZM109 100V99H108ZM111 100H113V99H111ZM9 101V100H8ZM32 101V100H31ZM62 101V100H61ZM63 101H64V99H63ZM76 102H78L77 100H75ZM100 101H102V100H100ZM198 101V100H197ZM217 101V100H216ZM32 102H34V101H32ZM84 102V101H83ZM82 102V103H83ZM110 102V101H109ZM180 104H179V103ZM191 102H193V101H191ZM209 103H210V101H208ZM222 102V103H221ZM15 103V102H14ZM17 103V102H16ZM63 103V105H64V103L65 102H62ZM80 103V102H79ZM87 103V102H86ZM100 103V102H99ZM102 103V102H101ZM103 103H105V102H103ZM102 103V104H103ZM181 103H183V104H181ZM214 103H216V102H213V104ZM228 103L227 104H225V106L226 105H228ZM234 103V104H233ZM26 104V103H25ZM35 104V103H34ZM39 104H40V102H39ZM65 104H67V103H65ZM71 104V103H70ZM92 104V103H91ZM106 104H107V102H106ZM112 104V105H113ZM189 105L188 107H190V109L188 110V107L186 106V105ZM216 104H218V103H216ZM229 104V105H230ZM62 105V104H61ZM77 105H79V104H77ZM80 105H83V104H80ZM85 105V104H84ZM95 105V102H94V104L93 105H90V107H92V106H94ZM178 105H184L183 107L186 109L187 108V111H188V113L186 114L184 111V115L186 114V116L185 117H187V118H180L179 116H178V112H176V107L178 106ZM224 105V103L222 104V105H220L221 106V108H224L225 109V106L224 107H222ZM229 105H228V108H229ZM70 106H72V105H70ZM87 106V105H86ZM86 106H85V108H86ZM218 106V105H217ZM231 106V105H230ZM73 107V106H72ZM111 107V108H110ZM178 107H180V106H178ZM219 107V106H218ZM41 108V107H40ZM78 108H80V107H78ZM85 108H83V109H85ZM89 108V107H88ZM86 108L87 109V111L90 109V112H92L91 111V108ZM106 108V109H105ZM108 108V109H107ZM182 108V107H181ZM184 108L182 109V110H184ZM227 107H226V109H228ZM232 108V107H231ZM234 108H232V109H234ZM18 109V108H17ZM25 109V108H24ZM66 109V108H65ZM73 109V108H72ZM93 109V108H92ZM180 109V108H179ZM224 109L222 110L223 112H225L224 111ZM225 109V110H226ZM50 110V109H49ZM76 110H78L77 108H76ZM81 111H82V109H80ZM95 110H97V109H95ZM197 110V109H196ZM214 110V109H213ZM212 110V111H213ZM221 110V109H220ZM234 110V111H235ZM20 111V110H19ZM72 111V110H71ZM85 111V110H84ZM98 111H101V110H98ZM128 111V112H127ZM198 111V110H197ZM228 110H226V112H227ZM230 111H233V110H230ZM21 112V111H20ZM25 112H26V109H25ZM28 112V111H27ZM32 112H33V110H32ZM31 112V113H32ZM49 112V111H48ZM78 112V111H77ZM80 112V111H79ZM90 112H88V114L90 113ZM125 112H127L128 113V115L129 116H127L126 117V115H125ZM34 113V112H33ZM49 113H52V112H49ZM75 113H76V111H75ZM74 113V114H75ZM82 113H84L83 111H82ZM93 113V112H92ZM96 113V112H95ZM139 113V114H138ZM180 113H182V111H181V109H180ZM179 113V114H180ZM214 113V112H213ZM216 113V112H215ZM228 114H231V113H229V112H227ZM232 113H234L235 114V112H232ZM20 114V113H19ZM67 114V112H65V115ZM78 114V113H77ZM121 116H120V115ZM122 114H123V117H122ZM141 114V115H140ZM189 114V115H188ZM217 114V113H216ZM225 114V113H224ZM227 114V115H228ZM24 115V114H23ZM27 115V114H26ZM72 115V114H71ZM83 115V114H82ZM86 115V114H85ZM90 115H92V114H90ZM139 115V116H138ZM183 114H181V116H182ZM183 115V116H184ZM210 115V114H209ZM220 115V114H219ZM222 115V114H221ZM20 116H21V114H20ZM75 116V115H74ZM79 116V115H78ZM77 116V117H78ZM137 116V117H136ZM211 116V115H210ZM215 116V115H214ZM230 116H232V118H233V115L231 114ZM234 116H236V115H234ZM26 117V116H25ZM41 117V116H40ZM67 117L69 118V120H66L67 122H66V124H67V132L70 134V135H72V137H78L79 135H82V132H83V134H84V132H85V130L87 131L88 130V126H89V124L91 123V122H89L90 120H89V118L87 117V115H86V117H84V118H82L81 120L80 119H76V121L73 119V118H75V117H72V120H70V117H69V115H67ZM67 117H65V119L67 118ZM82 116L80 115V118H81ZM90 117V116H89ZM92 117V116H91ZM238 117V116H237ZM35 118L37 119V117H36V114L34 113V114H30L29 115V117H28V121L30 122V126H31V124H32V126H36V125H34V121H36L35 120ZM95 118V117H94ZM98 118H95L96 120H98ZM138 118V119H137ZM206 118V117H205ZM41 119V118H40ZM45 119V118H44ZM91 119H93V118H91ZM204 119V118H203ZM220 119V118H219ZM219 119H217V120H219ZM222 119V121H224L225 122V125H226V123H228V122H226L223 118H221ZM237 119H240L239 117L237 118ZM216 120V119H215ZM228 120V119H227ZM230 120V119H229ZM23 121V120H22ZM25 121V120H24ZM27 121V122H28ZM41 122L40 123H42V120H40ZM48 121V120H47ZM78 121H80V123L78 122ZM93 122L95 121L94 119L92 120ZM157 121H158V123H157ZM205 121V120H204ZM222 121L220 120V122H219V124H222V125H224V123H222ZM239 121V120H238ZM37 122V121H36ZM44 122H46V120L44 121ZM98 122H99V120H98ZM113 122V123H112ZM116 124H115V123ZM217 122V121H216ZM216 122H213L212 121V123H210L209 122V131H210V135H219L220 136V138L223 136H221V132L219 131V124H217ZM230 122V121H229ZM239 122H241V121H239ZM38 123V122H37ZM89 123V124H88ZM100 123V122H99ZM137 123V124H136ZM213 123H216L217 125L215 126V124H213ZM233 123H234V121H233ZM242 123V124H243ZM29 124V123H28ZM44 124V123H43ZM94 124V123H93ZM100 124H102V123H100ZM199 124V125H198ZM46 125V124H45ZM88 125V126H87ZM224 125V126H225ZM227 125H229V123L227 124ZM31 126V127H32ZM49 126V125H48ZM99 126V125H98ZM146 126H149V127H146ZM198 126H200V128L198 127ZM24 127V126H23ZM41 127V126H40ZM56 127V126H55ZM93 127V126H92ZM97 127V126H96ZM116 127L118 128L117 130H116ZM226 127V126H225ZM233 127H235V126H233ZM39 128V127H38ZM46 128H47V126H46ZM98 128V127H97ZM101 128V127H100ZM221 128H222V126H221ZM236 128V127H235ZM237 128H238V125H237ZM56 129V128H55ZM54 129V130H55ZM60 129V128H59ZM104 129V128H103ZM111 129V128H110ZM159 129H160V131H159ZM223 129V128H222ZM48 130V129H47ZM54 130H53V132H54ZM92 130V129H91ZM161 130H162V132H161ZM41 131V130H40ZM56 131V130H55ZM93 131H94V129H93ZM103 131V130H102ZM112 132H113V130H112ZM148 132V131H147ZM150 132V131H149ZM223 132H224V130H223ZM235 132V135H236V131H234ZM29 133V132H28ZM41 133V132H40ZM86 133V132H85ZM98 133H100V132H98ZM108 133V132H107ZM110 133H111V131H110ZM113 133V134H114ZM161 133V134H160ZM229 133V132H228ZM238 133V132H237ZM55 134V133H54ZM152 134V133H151ZM154 133H153V136L155 135ZM231 134V133H230ZM36 135H37V133H36ZM121 135V136H120ZM159 135H157V136H159ZM38 136H41V135H38ZM60 136V135H59ZM103 136H104V134H103ZM110 136V135H109ZM114 136V135H113ZM119 136V137H118ZM156 136V137H157ZM218 136V137H219ZM49 137V136H48ZM71 137V138H72ZM89 137V136H88ZM95 137V136H94ZM101 137V136H100ZM108 137V136H107ZM106 137V138H107ZM125 137H127V138H130L129 140L128 139H125ZM145 137V136H144ZM146 137H145V140H146ZM150 137V136H149ZM152 137V136H151ZM150 137V138H151ZM156 137L154 138V137H152L153 139H156ZM230 137V136H229ZM237 137V136H236ZM50 138V137H49ZM79 138V137H78ZM109 138V137H108ZM107 138V139H108ZM110 138H112V137H110ZM70 139V138H69ZM85 139V138H84ZM101 139V138H100ZM114 139L116 140V137L115 138H113V140L112 139H108V140H110V142L111 141H113V143L115 142L114 141ZM207 139V138H206ZM227 139V138H226ZM73 140V139H72ZM75 141L77 140L78 141V139H74ZM123 140V141H124ZM209 140V139H208ZM221 140V139H220ZM75 141H73L74 143H76L77 144V146L78 147H81L80 146V143L82 142H78L77 143V141L75 142ZM84 141V140H83ZM104 141H106V140H104ZM172 141V140H171ZM171 141H170V143H171ZM210 141H211V139H210ZM229 141V140H228ZM231 141V140H230ZM84 143V142H83ZM106 143V142H105ZM104 143V144H105ZM108 143V142H107ZM140 143V142H139ZM162 143V142H161ZM82 144V143H81ZM84 144H86V143H84ZM83 144V145H84ZM116 144V143H115ZM115 144H113V145H115ZM119 144H118V146H119ZM155 145H156V143H154ZM158 144V143H157ZM235 144V143H234ZM100 145H101V142H100ZM106 145V144H105ZM108 145V144H107ZM112 145V144H111ZM121 145V144H120ZM143 145H144V147H143ZM226 145H227V143H226ZM118 146H116V147H118ZM122 146L120 147L121 149H123L122 148ZM139 146V147H138ZM228 146V145H227ZM239 144L237 145V146H235V147H238L239 148ZM221 147H224V146H221ZM101 148V147H100ZM104 148V147H103ZM119 148V149H120ZM175 148V147H174ZM240 148H242V147H240ZM247 148V147H246ZM106 149H107V147H106ZM115 149V148H114ZM119 149L117 150L116 149V152L117 151H119ZM159 149V148H158ZM237 149V148H236ZM82 150V149H81ZM225 150H226V152L225 153H228L227 152V148H225ZM111 151H113V149L111 148ZM123 151V150H122ZM140 151H141V149H140ZM147 151H148V149H147ZM159 151V150H158ZM175 151V150H174ZM105 152V151H104ZM115 152V151H114ZM125 152V151H124ZM132 152H134L133 150H132ZM131 152V153H132ZM148 152H150V151H148ZM188 152H189V154H188ZM241 152V151H240ZM110 153V152H109ZM112 153V152H111ZM135 153V152H134ZM138 151L136 152V156L138 157ZM151 153H152V151H151ZM239 153V152H238ZM258 153V154H257ZM115 154V153H114ZM120 154V153H119ZM141 154H143L142 153V151L141 152H139V155H141ZM160 154V153H159ZM132 155V154H131ZM144 155V156H145ZM151 155V154H150ZM156 155V154H155ZM234 155V154H233ZM83 156V155H82ZM117 156L119 157L120 155H118L117 154ZM132 156H134V155H132ZM132 156H130L131 158H132ZM142 157H143V159H145L146 157H144L143 155H141ZM152 156V155H151ZM123 157H125V156H123ZM127 157V156H126ZM158 157V156H157ZM167 157V156H166ZM158 158H160V157H158ZM235 158V157H234ZM125 159V158H124ZM123 159V160H124ZM133 159H135V162L137 161V159L134 157V158H132V160ZM148 159V156H147V158H146V160ZM149 159H151L150 157H149ZM153 159V158H152ZM156 159V158H155ZM168 159H169V157H168ZM164 160V159H163ZM235 160V159H234ZM134 161V160H133ZM148 161V160H147ZM149 161H151V160H149ZM148 161V162H149ZM156 161H158V160H156ZM155 161V162H156ZM161 161H162V159H161ZM169 161V160H168ZM239 161V162H240ZM155 162H153V163H155ZM235 162H237V161H235ZM244 162V161H243ZM112 163V162H111ZM161 163V162H160ZM163 163V162H162ZM150 164V163H149ZM232 164V163H231ZM234 164V163H233ZM160 165V164H159ZM239 165V164H238ZM231 166V165H230ZM246 166V165H245ZM121 167V166H120ZM134 167H136V166H134ZM233 167L231 166V169H232ZM228 168H226V170H227ZM234 169V168H233ZM238 169V168H237ZM135 170H137V169H135ZM130 171H131V169H130ZM228 171V170H227ZM230 171L231 170H229V173H230ZM239 171V170H238ZM241 171V170H240ZM117 172V171H116ZM138 172V171H137ZM133 173V172H131V175L132 174H138L139 175V173ZM146 171L144 170V173H145ZM151 172V171H150ZM231 172H233L234 174L237 172H234V171H231ZM118 173V172H117ZM116 173L114 172V175H112V180H110L112 183H114V184H112L113 185V195L110 197V198H108V201H109V203H111L112 205H113V203H115L118 199H120V197H121V199L123 198L122 197V195H125L126 193H125V189L123 190V187H124V185H126V182L124 183L123 182V180L120 178V176L117 174V175H115ZM130 174V173H129ZM237 174V173H236ZM241 174H242V172H241ZM138 175L137 176H135V177H138ZM182 175V173L181 174H178L177 172H173V177L172 178H164L163 179V181H161V183L163 182L164 184L159 188V190H160V192L161 193H163V192H167V196H166V204L168 205V206H166V208L167 207H170V205H172V203H174L175 201H176V199L178 198V197H182V204H184V207L186 206L185 204L186 203H192V202H194L193 204L195 205V206H197V204H196V201L198 200V194H204V193H200V192H193L191 189H190V187H192L190 184H189V182H187L186 181V177H182L181 176ZM117 176V177H116ZM119 176V177H118ZM237 176H238V174H237ZM110 177V176H109ZM131 177V176H130ZM132 177H133V175H132ZM148 177H150V173H149V176ZM188 177H190V175L188 176ZM193 178H194V176H193ZM237 178V177H236ZM238 178H239V176H238ZM110 179V178H109ZM108 179V180H109ZM124 179V178H123ZM127 179V178H126ZM129 179V178H128ZM130 179H132V178H130ZM137 179V178H136ZM141 180H142V178H140ZM139 179V177H138V180H140ZM147 180H148V178H146ZM151 179H152V181L150 182V183H148L147 184V182H146V186H147V188H148V185L150 184V185H152L153 183H155V182H157L158 181V179L156 178V177H151ZM134 180V179H133ZM160 180V179H159ZM239 180V179H238ZM240 180H242V179H240ZM243 180H244V178H243ZM126 181V180H125ZM131 181V180H130ZM144 181V180H143ZM222 183H221V182ZM134 182V181H133ZM228 182V181H227ZM127 183H128V180H127ZM152 183V184H151ZM216 183V184H217ZM102 184V183H101ZM103 184H105V182L103 183ZM227 184V183H226ZM263 184H264V181H263ZM129 185H131V183H129ZM144 185V184H143ZM149 185V189H150V187L152 188V186L154 185H152V186H150ZM218 184H217V187L219 186ZM231 185V184H230ZM234 185V184H233ZM247 185V184H246ZM133 185H131L129 188H133L135 191L137 190L136 189V187H137V184H136V186L135 187H132ZM145 186V185H144ZM227 186H229L228 184H227ZM126 187V186H125ZM154 187V186H153ZM127 188V187H126ZM144 188V187H143ZM146 188V189H147ZM146 189H144V190H146ZM149 189H147V190H149ZM152 189H154V188H152ZM152 189H150L149 191H151ZM172 189V190H171ZM226 189H227V187H225L224 188V190L226 191ZM229 187H228V189H227V191H229ZM233 189V188H232ZM255 189V188H254ZM254 189H252V190H254ZM118 190L119 191H121L120 193L122 194L121 196H119V194L117 195V193H116V191L118 192ZM132 190V189H131ZM223 190V189H222ZM133 191V190H132ZM135 191H133V192H135ZM153 191V190H152ZM224 192V191H223ZM125 193V194H124ZM130 193H132L131 191H130ZM154 193V192H153ZM156 193V192H155ZM159 193V192H158ZM88 194V198L91 200L92 199V201H94L93 199L95 198L96 200L98 199V198H100V197H98L99 195H97L98 193H96L95 192V190L93 189V188H91V190L87 193ZM101 194V193H100ZM253 194V193H252ZM257 194H259V193H257ZM263 194V193H262ZM261 194V196H263ZM132 195V194H131ZM223 195H225V194H223ZM260 195V194H259ZM87 196V195H86ZM257 196V195H256ZM102 197V196H101ZM133 197H134V194H133ZM232 197V196H231ZM241 197V196H240ZM264 197V196H263ZM118 198V199H117ZM124 198H126V199H124ZM123 198V200H124V205H126L128 208L130 207V205H131V200H132V197L128 194L127 196H125ZM262 198V197H261ZM86 199H87V197H86ZM103 200H106V198H102ZM207 199V198H206ZM228 199H229V197H226V198H223L221 195H217V196H215L214 195V203H212L213 205L215 204V207H218L217 205L219 204L220 205V207H218V210H220L221 211V214H222V216L220 215V213H217L218 215H220V217H222L221 219H220V217H214V219H216V229L218 230V229H220L221 230V227L224 229V230H226L227 232H229V237H231L230 238V242L231 243H233V244H237V243H240L241 245H242V243H243V240H241V242H237V241H239V239H241V238H239V233H241V231L243 230V229H245V228H247L248 227V225H247V223L245 224V225H243L244 223H243V221L241 220V216H240V218H239V216L237 215V208H236V206L235 205H233L232 203L231 204H229L228 203ZM257 199V198H256ZM126 200V201H125ZM140 200V199H139ZM89 201V200H88ZM87 201V202H88ZM91 201V202H92ZM134 201V200H133ZM219 202V203H218ZM234 202V201H233ZM93 204V203H92ZM130 204V205H129ZM228 204L230 205V206H228ZM251 204V203H250ZM145 205V204H144ZM147 205V204H146ZM154 205V204H153ZM137 206V205H136ZM194 206V207H195ZM208 206V205H207ZM138 207V206H137ZM147 207V206H146ZM184 207H183V209L182 210H185L184 209ZM194 207H192V208H194ZM209 207H210V205H209ZM208 207V208H209ZM213 207L214 206H212V210H214L213 209ZM214 207V208H215ZM247 206H245V208H246ZM252 207H254V206H252ZM148 208V207H147ZM161 208V207H160ZM196 209H198V207H195ZM211 208V207H210ZM229 208H230V210H229ZM146 209V208H145ZM119 210V209H118ZM126 210V209H125ZM165 210V209H164ZM167 210H168V208H167ZM217 210V211H218ZM223 210H224V212H223ZM254 210V209H253ZM140 211V210H139ZM138 211V212H139ZM142 211V210H141ZM144 211V210H143ZM152 210L150 209V212H151ZM217 211H215V212H217ZM219 211V212H220ZM257 211V210H256ZM138 212H136V214L135 213H133L134 214V218L135 219H137V221L139 220L140 221V223H142L143 221H146L145 219L147 218V217H149V216H147V217H144L145 216V214H146V210H145V214L142 212V213H138ZM160 212V211H159ZM163 212V211H162ZM182 211H180V213H181ZM190 212V211H189ZM214 212V211H213ZM213 212H211V216H212V213ZM223 212V213H222ZM148 213V212H147ZM164 213L166 214V212L164 211L161 215L162 216H160V218L161 217H163V219H161V220H163V223H164V220H165V218H164ZM178 213L179 212H176L175 213V216L173 215V217H176L177 215H178ZM203 213V214H202ZM204 213H208V211H207V207L205 208V206L203 207V208H199V211H198V214L199 215H203V218H204V216H206V214L204 215ZM248 213V212H247ZM132 214V215H133ZM144 214V215H143ZM154 214V216L153 217H156L155 215H159L158 213H157V211H156V213H153ZM216 214V215H217ZM130 211H128V210H126V212H120L119 213V216H118V218H117V221L114 223L113 222V225H111L110 227H109V233H110V235L111 236H113V234L114 233H116V235H118L117 233H119V232H121V228H123L124 229V231L125 232H129V231H131V229H133V227L131 226V223L134 221V219L133 218H131V220L133 219V221H131V220H129L130 218ZM149 215H150V213H149ZM152 215V214H151ZM181 215H182V213H181ZM215 215V216H216ZM252 215V214H251ZM208 216V215H207ZM206 216V217H207ZM133 217V216H132ZM178 217V216H177ZM183 217H185V215L183 216ZM251 217V216H250ZM253 217V216H252ZM129 218V219H128ZM159 218V216L157 217V219ZM187 217H185L184 219H186ZM202 218V220H204ZM156 219V218H155ZM149 220V219H148ZM166 220H167V218H166ZM165 220V221H166ZM180 220H182V217H181V219H179L178 220V222H177V224H178V227H180V228H182L183 229V223H181L180 222ZM188 220H189V217H188ZM206 221H207V219H205ZM263 220V219H262ZM128 221H130V222H128ZM150 221V220H149ZM213 221V220H212ZM135 222V221H134ZM147 222V221H146ZM194 222H196V221H194ZM203 222V221H202ZM214 222V221H213ZM242 223V225H241V223ZM166 223V222H165ZM187 223V222H186ZM192 223V222H191ZM206 224L208 223V222H205ZM205 223H203V224H205ZM252 223V222H251ZM134 224V223H133ZM176 224V225H177ZM195 224H198L197 222L195 223ZM256 224V223H255ZM148 225V224H147ZM159 225H160V223H159ZM185 226V225H184ZM252 226V225H251ZM132 227V228H131ZM147 227V226H146ZM206 227H207V225H206ZM240 227V228H239ZM258 227V226H257ZM227 228H228V230H227ZM135 229V228H134ZM184 229H185V227H184ZM188 229V228H187ZM198 229H200V228H198ZM247 229H249V228H247ZM181 230V229H180ZM189 231L191 230V229H188ZM202 230V229H201ZM152 231V230H151ZM200 231V230H199ZM243 231H247L246 229L245 230H243ZM244 232V234H246ZM130 233V232H129ZM136 233V232H135ZM198 233H200V232H198ZM243 233V232H242ZM241 233V234H242ZM247 233H248V231H247ZM131 234V233H130ZM133 234V233H132ZM243 234V235H244ZM140 235H141V233H140ZM151 235V234H150ZM243 235H242V237H243ZM119 236V235H118ZM209 236V235H208ZM207 236V237H208ZM110 237V236H109ZM201 237V236H200ZM235 237H238L239 239L238 240H235L234 238ZM111 238V237H110ZM244 238V237H243ZM114 239V238H113ZM210 239V238H209ZM201 240V239H200ZM222 240V239H221ZM156 242H158V240H155ZM160 241V240H159ZM155 242V243H156ZM235 242V243H234ZM153 244V245H152ZM152 244H150L149 245V247L150 248H153V250H157L158 251V253H159V255H161V252H162V250L163 249H161V247H162V245H163V240H162V243L161 242H159V243H157V245L156 244H154V242L152 243ZM164 244H165V242H164ZM164 246V245H163ZM166 246V245H165ZM164 246V247H165ZM160 247V248H159ZM163 247V248H164ZM238 247H240V245L238 246ZM239 250H241V249H239ZM244 251L246 252V249L244 248V250H243V253H244ZM163 253V252H162ZM241 253H242V251H241ZM242 257H245V256H242ZM230 260H234V259H230ZM249 261V260H248ZM236 262V261H235ZM239 262V261H238ZM241 262V261H240ZM239 262V263H240ZM246 262H247V257H246ZM234 263V262H233ZM237 263V262H236ZM238 263V264H239Z\"/></svg>",
  "mask_w": 264,
  "mask_h": 264
}]
</instances>
